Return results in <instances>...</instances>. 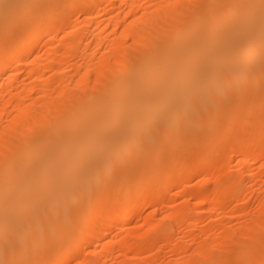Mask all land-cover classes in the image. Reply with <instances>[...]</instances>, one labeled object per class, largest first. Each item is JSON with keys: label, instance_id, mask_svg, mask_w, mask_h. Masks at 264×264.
<instances>
[{"label": "bare ground", "instance_id": "6f19581e", "mask_svg": "<svg viewBox=\"0 0 264 264\" xmlns=\"http://www.w3.org/2000/svg\"><path fill=\"white\" fill-rule=\"evenodd\" d=\"M2 77L0 264H264V0H0Z\"/></svg>", "mask_w": 264, "mask_h": 264}, {"label": "rangeland", "instance_id": "374dc122", "mask_svg": "<svg viewBox=\"0 0 264 264\" xmlns=\"http://www.w3.org/2000/svg\"><path fill=\"white\" fill-rule=\"evenodd\" d=\"M75 15H76V14H75ZM75 15H74V17H75ZM76 16H77V15H76ZM3 80H5V77H2V78L0 79V84L3 82ZM261 108H262V107H260V109H261ZM258 111H259V109H258ZM257 113H258V112H257ZM252 115H253V114H252ZM253 116H254V115H253ZM196 152H197V149L195 150V153H196ZM196 155H197V154H196ZM193 157H195V155H194ZM193 157H192V158H193ZM230 159H231V158H230ZM261 159H262V158H261ZM261 159H260V160H261ZM193 160H194V159H193ZM260 160H259V161H260ZM259 161L255 164V166H254L255 169H256V167H257V166H256L257 164H258V166L261 167V165L264 163V157H263V159L260 161V163L262 162L261 165H260ZM230 162H231V163H230ZM229 163H230V164H229V165H230V168L228 169L229 171L226 170V171L222 172V174H221L222 177H228V176H229L228 174H230L232 171H234V172H232V176H233V174H234V175L236 174V172H237V168H236V167H237V166H236V165H237V163H236V157H235V158H232V160L229 161ZM261 168H262V167H261ZM258 169H260V168L258 167ZM225 172H226V174H225ZM227 173H228V174H227ZM262 173H263V172H262ZM263 174H264V173H263ZM230 175H231V174H230ZM196 176H197V175H196ZM196 176H194V178H192L193 180L191 179L192 182H191L190 184L193 185L192 188L195 187L194 185H197L196 188L198 187V189H199V188L201 187V185L204 184L205 182H200V183H202V184H198L199 182H197V181L200 180V179H202L203 176H197V177H196ZM256 176H257V177L254 176L256 181H254V183H253V185H254L253 188H252V186H251V188H250V186L245 185L246 183H245L244 181H246V180H244L243 178L238 179V184H237V185L239 186L238 188H239V189H242L247 197H246V200H245V201H240V202L233 201V203H235V204L237 203V207H238V204L240 203L239 205H241V206L244 207V208H242L241 206H239L240 209H239V208H238V209L236 208V209H237V210H236V209L234 208V207H235V204L230 203L231 206H232L236 211H238V212H239V211H242V210L244 211L246 208L248 209V207H249L248 210H249V211L252 210L254 213H255V211H256V213L259 214L260 211H262V210H260V209H259V211L257 210V208H258V206H257V202H258V199H259L258 196L261 197V196H263V194H264V190H263V187H264V186H263V185H264V184H263V183H264V180H262V178H260V177L263 176V179H264V175L259 174V175H256ZM259 176H260V177H259ZM199 177H200V178H199ZM256 178H257V179L259 178V179H261V180L258 181L259 179L257 180ZM242 179H243V180H242ZM202 181H203V180H202ZM262 181H263V182H262ZM209 182H210V183H209ZM212 182H213V183H212ZM255 182H256V185H255ZM258 182H259V183H258ZM194 183H196V184H194ZM208 183L211 184L210 186H212V187H210V188H213V186H215V181L212 180V179H211V181H208ZM208 183H207V184H208ZM239 183H240V184H239ZM244 183H245V184H244ZM209 184L207 185L208 187H209ZM257 184H258L259 186H258ZM199 185H200V186H199ZM205 185H206V184H205ZM207 186H206V187H207ZM245 186H248V187H245ZM256 186H257V187H256ZM203 187H204V186H203ZM206 187H205V188H206ZM255 187H256V188H255ZM260 187H261L262 189H261ZM246 188H247L248 190H247ZM254 188H255V189H254ZM191 190H192V189H191ZM194 190H195V189H193V191H194ZM260 190H261V191H260ZM195 191H198V190H195ZM195 191H194V192H195ZM247 191H248V192H247ZM252 191H253V192H252ZM246 192H247V193H246ZM251 192H252V194H251ZM261 192H262V193H261ZM259 193H261V194H259ZM248 194H249V195H248ZM188 197H189V199L191 198V199H190V206H192V207H194V208L197 207V203H196V202H197L198 199H197L196 197L191 196V195H189ZM248 197H250V198H248ZM256 198H257V199H256ZM251 199H252V200H251ZM253 199H255V200H253ZM181 200H182V197L178 198V199L176 200V203H177V204L180 203L179 201H181ZM249 200H251V201H249ZM191 201H192V202H191ZM246 201H247V202H246ZM194 202H195L196 204H195ZM244 202H245V203H244ZM255 202H256V203H255ZM176 203H175V204H176ZM193 203H194V204H193ZM205 203H206V204H202V206H203L204 209L206 208V206H207V207L209 206V203H208V202H205ZM246 203H247V204H246ZM252 203H253L255 206H253ZM207 204H208V205H207ZM230 204H229V206H228V209H232V207L230 206ZM243 204H244V206H243ZM245 204H246V205H245ZM248 204H249V205H248ZM193 205H194V206H193ZM204 205H206V206H204ZM233 205H234V206H233ZM229 207H230V208H229ZM146 208H147L146 210H148V211H146V210L144 211V216H145V215L150 211V209H151L150 206H148V207H146ZM197 208H198V207H197ZM197 208H195V209L197 210ZM253 208H254V209H253ZM253 212H251V213L253 214ZM236 213H237V212H236ZM240 213H241V212H240ZM240 213H237L238 215H237V214H234V216H231V219L234 218V220L232 219L231 222L234 221V222H233L234 224H235V222H236V224H239L240 222L238 223V221H241V220H242L241 223H242V222H246V221H248V220H245V219H244V218H246V217H244L243 219H242L241 217H239V216H241ZM256 213H255V214H256ZM261 213L264 214V211H262ZM239 214H240V215H239ZM235 215H236V217H235ZM224 216L230 218L228 215H227V216L224 215ZM224 216L221 215V217H224ZM260 216H261V214H260ZM225 217H224V218H225ZM237 217H238V218H237ZM261 217H262V220H260L261 218L259 217V221H260V222H261V221L263 222V217H264V215L261 216ZM240 218H241V220H238V219H240ZM216 219H217V221H219L221 218L218 217V218H215L214 220H216ZM218 219H219V220H218ZM222 219H223V218H222ZM225 219H226V218H225ZM225 219H224V220H225ZM246 219H248V217H247ZM203 220H204V221H203ZM227 220L229 221V219H227ZM198 221H199V223H198V227L195 228L196 231L194 230V233H195L196 235L199 234L197 237H196L195 234H193V232H192V235H191V232H190V235H191L190 237L188 236L189 233H187V235H185V234H186L185 231H186V232L190 231V230H189L190 228H189V226H188V225H190L189 223H186V225L188 224V225H187V226H188V229L185 227V226H186V225H185V226H184L185 230H184V229L178 230V231H177L178 233L176 232V234H177L178 236H176V234H175V237H176V238L178 237L180 240H181V237H185V239L187 238L186 236L189 237V238L186 239V240H188V239L191 240V241H190L191 243L189 242V245H190V246H189V245H186V246L188 247V249H186L187 247H185V249H184V248H183V249H182V248H181V249L176 248L177 250H176V251H173V249H172V250L170 249V248L172 247L171 244H170V241L168 240V241H169V244H170V245H169V244H168V241H165V240H164V241L161 243V245H162L161 248H163V249H161V248L159 247V248L156 249V251L154 250L155 252H153V254L155 253V255H157V257H160V260H159V258H157V259H158V262H159L160 264H162L163 262H164L163 264H166V263H168V262H169V263H170V262H174V260H176V259L180 260V259H183V258H184V260H186V259H187V260H186L184 263H182V264H186V263H187V264H192L193 262H192L190 259L192 258V260L194 261L197 257H199V254H200V253H198V252H199V251L197 250L198 247L196 248V247H194V246H195V245H196V246H199V245H200L199 242H200L202 239L206 238V237H205L206 235H204L205 233L203 234V231H204V230L208 227V225L211 223V219H208V217H205V218H203L202 220L199 219ZM200 221H202V223H201ZM217 221H216V222H217ZM225 221H226V220H225ZM207 222H208V223H207ZM213 222L216 223L215 221H212V223H213ZM205 223H207V224H205ZM203 224H204L205 226H204ZM200 225H201V226H200ZM202 226H203V227H202ZM190 227H191V226H190ZM262 228H263V227H262ZM198 229H200V230L197 231ZM203 229H204V230H203ZM138 230H139V231H140V230L142 231V228H139ZM141 231H140V232H141ZM196 232H197V233H196ZM199 232H200V233H199ZM180 233H181V234H180ZM201 233H202V234H201ZM123 234H124L123 231L120 230L119 227L115 228V229H114V232H113V235H112V239H111L109 242H105V243H103L104 245H102L101 248H103V249H107V248H108L110 245H112V244H113V246H114V244L117 245V241H118V239L121 238ZM182 234H183L184 236H183ZM193 235H195V236H193ZM200 235H201V236H200ZM202 235H203V236H202ZM180 236H181V237H180ZM199 236H200V237H199ZM220 236H221V235H219V237H220ZM193 237H194V238H193ZM197 238H199V239H197ZM201 238H202V239H201ZM249 238H250V237H246L247 241H249ZM183 239H184V238H183ZM192 239H193V240H192ZM196 239H197V240H196ZM189 240H188V241H189ZM195 240H196V241H195ZM197 241H198V243H197ZM115 242H116V243H115ZM165 242H166V244H165ZM171 242L175 243L174 241H171ZM259 242L261 243V241H258V243H259ZM193 243H194V244H193ZM254 243H255V241H254ZM163 244H164V245H163ZM255 244L257 245V243H255ZM261 244H262V243H261ZM263 244H264V243H263ZM166 245H168V246H166ZM191 245H192V246H191ZM193 245H194V246H193ZM238 245H239V244H238ZM238 245H236V246L238 247ZM259 245H260V244H259ZM259 245H258V248H259ZM170 246H171V247H170ZM231 246H232V244L229 246V247H230V252H231V254H232V252H233V251H232L233 247H231ZM241 246H243V245H241ZM261 246H262V245H261ZM192 247H193V248H192ZM199 247H200V246H199ZM229 247H227L228 250H229ZM262 247H264V246H262ZM231 248H232V249H231ZM239 248H240V247H239ZM86 249H87V250H84V251L78 253L77 255L73 256V257H72V258H71L66 264H77L78 262L83 261V258H84L86 255H88V254L90 255V253H91L90 250H92L90 247H89V248L87 247ZM234 249H238V248L234 247ZM244 249H246V246L244 247ZM260 249H261V247H260ZM158 250H160L161 252L158 251ZM174 250H175V249H174ZM221 250H224V249H221ZM157 251L159 252V254H158ZM195 251H196V252H195ZM236 251H237V250H236ZM89 252H90V253H89ZM156 252H157V254H156ZM191 252H192V253H191ZM193 252H194V253H193ZM117 253L119 254L120 252L118 251ZM189 253L192 254V255H190ZM244 253H245V252H244ZM244 253H243L242 255H244ZM161 254H162V255H161ZM233 254H235V253H233ZM233 254H232V255H233ZM248 254H249V253L246 252V253H245V256H242L241 261H242V260H245V261H246L247 259H249V261H248V260H247L246 262L243 261V263H247V262H248L247 264H249V263L251 262V260H252V259L250 258L251 255L249 254L250 257H249V256L247 257ZM261 254H262V253H261ZM159 255H160V256H159ZM187 255H189V256H188L189 259L186 258ZM91 256H92V255H91ZM162 256H164V257H163V260H162ZM260 256H261V255H258L257 257H260ZM119 257H120V258H117L116 260H111V262L108 261L107 264H109V263H110V264H118V263L121 264V260L124 259V258H122V257H124V256H123V255H119ZM240 257H241V256H240ZM185 258H186V259H185ZM234 258H235V257H234ZM234 258H233V259H234ZM252 258H253V257H252ZM120 259H121V260H120ZM236 259H237V257H236ZM109 260H110V259H109ZM161 260H162L163 262H162ZM188 260H190V261H188ZM112 261H113V262H112ZM114 261H115V262L117 261V262L115 263ZM119 261H120V262H119ZM182 261H183V260H182ZM187 261H188V262H187ZM195 261H196V260H195ZM195 261H194V262H195ZM234 261H235V259H234ZM241 261H240V259H239V260L237 259V261H235V262H236V263L238 262L237 264H239ZM189 262H190V263H189ZM235 262H234V263H235ZM159 263H158V264H159ZM193 264H194V263H193ZM241 264H242V263H241Z\"/></svg>", "mask_w": 264, "mask_h": 264}]
</instances>
